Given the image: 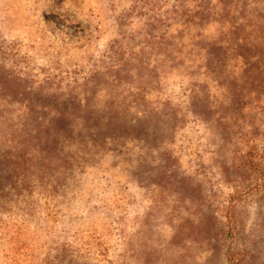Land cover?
Returning <instances> with one entry per match:
<instances>
[{"label": "rangeland", "instance_id": "374dc122", "mask_svg": "<svg viewBox=\"0 0 264 264\" xmlns=\"http://www.w3.org/2000/svg\"><path fill=\"white\" fill-rule=\"evenodd\" d=\"M92 88L152 110L147 173L128 170L136 146L11 198L0 264L61 243L104 264H264V0H0V138L23 105Z\"/></svg>", "mask_w": 264, "mask_h": 264}, {"label": "trees", "instance_id": "16d2710c", "mask_svg": "<svg viewBox=\"0 0 264 264\" xmlns=\"http://www.w3.org/2000/svg\"><path fill=\"white\" fill-rule=\"evenodd\" d=\"M121 66V73L131 75L127 62ZM98 94L92 88L78 96L74 104L73 99H66L63 104H25L18 108L21 109L18 116L21 122L16 121L12 127L5 123L7 134L4 139L0 138V214L12 207L11 198L15 203L17 200L23 202L35 186H45L47 181L59 185L63 179L65 186L67 179L100 163L108 152L120 158L138 146V158L136 155L135 161L130 159L127 167L134 169L137 176L139 171L142 177L147 173L143 156L146 153L141 151L145 146L148 151L152 150L153 141L157 140V132L150 128L152 110L136 99L132 104L121 90L109 96L104 104L94 102ZM141 252L145 258L143 264H146L150 254H145L144 249ZM39 264L104 263L70 244L61 243ZM108 264L128 263L117 257Z\"/></svg>", "mask_w": 264, "mask_h": 264}]
</instances>
